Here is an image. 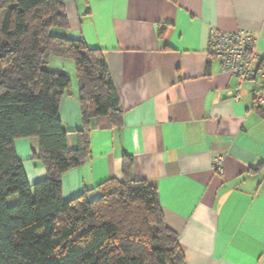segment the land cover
Returning <instances> with one entry per match:
<instances>
[{"label": "crops", "instance_id": "0c3cea01", "mask_svg": "<svg viewBox=\"0 0 264 264\" xmlns=\"http://www.w3.org/2000/svg\"><path fill=\"white\" fill-rule=\"evenodd\" d=\"M66 12L67 34L102 51L123 120L120 127L108 117L91 121V156L63 175L64 199L122 180L131 156L134 177L157 187L187 264H264L259 79L224 73L208 50L212 30L250 31L264 56V0H66ZM71 71L59 116L75 149L84 124ZM14 147L30 184L47 177L33 159L37 139H17ZM218 156L221 172L213 165Z\"/></svg>", "mask_w": 264, "mask_h": 264}, {"label": "trees", "instance_id": "16d2710c", "mask_svg": "<svg viewBox=\"0 0 264 264\" xmlns=\"http://www.w3.org/2000/svg\"><path fill=\"white\" fill-rule=\"evenodd\" d=\"M69 28L66 0H0V264H187L157 187L134 177L133 157L123 159L122 180L64 199L63 175L91 156V121L123 120L102 51ZM53 58L75 67L84 124L75 149L59 116L72 80L49 67ZM26 138L39 141L33 159L47 171L33 185L14 147Z\"/></svg>", "mask_w": 264, "mask_h": 264}, {"label": "built area", "instance_id": "2783aa9c", "mask_svg": "<svg viewBox=\"0 0 264 264\" xmlns=\"http://www.w3.org/2000/svg\"><path fill=\"white\" fill-rule=\"evenodd\" d=\"M209 54L221 62L224 73L248 81L258 77L255 104L264 109V56L257 52V39L250 31L233 33L211 31ZM223 158L214 159V168L221 172Z\"/></svg>", "mask_w": 264, "mask_h": 264}, {"label": "rangeland", "instance_id": "374dc122", "mask_svg": "<svg viewBox=\"0 0 264 264\" xmlns=\"http://www.w3.org/2000/svg\"><path fill=\"white\" fill-rule=\"evenodd\" d=\"M60 33H62V35L64 34V32L62 31H59ZM68 35V34H67ZM69 36V35H68ZM56 64H60L62 67H66L65 69L67 70L66 72H68L71 76V80L73 81V71L72 68L74 69V63L73 61L71 60H66V59H59V58H53L50 62V65L49 67L51 69H54L56 67ZM59 66V65H58ZM75 78V77H74ZM18 201V198L17 197H11L10 199H8V204L12 205V204H15L17 203Z\"/></svg>", "mask_w": 264, "mask_h": 264}]
</instances>
